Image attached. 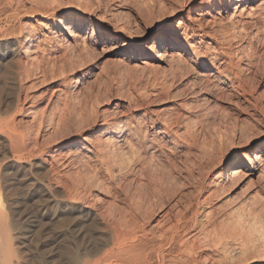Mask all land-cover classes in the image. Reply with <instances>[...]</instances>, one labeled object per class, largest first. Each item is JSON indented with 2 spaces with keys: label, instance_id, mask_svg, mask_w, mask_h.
Returning a JSON list of instances; mask_svg holds the SVG:
<instances>
[{
  "label": "rangeland",
  "instance_id": "rangeland-1",
  "mask_svg": "<svg viewBox=\"0 0 264 264\" xmlns=\"http://www.w3.org/2000/svg\"><path fill=\"white\" fill-rule=\"evenodd\" d=\"M2 1V4L0 3V30L2 29L0 31V38L1 36L6 38L17 35L19 32H22V27L25 23L28 24L29 28L31 27L30 31L34 29L36 31L38 29L46 31L50 25L48 19L51 14L76 12L80 16L95 19L97 23L111 28L112 31L115 28H119V34L132 39L156 23H162L165 19L184 12L185 7L189 4V0H12L11 2L10 0H6V3ZM201 1L199 0V2ZM80 2L88 3L90 6H81L78 4ZM185 15L187 17V13ZM43 17L47 19L43 21ZM213 17L214 19H210L211 23L206 24L209 26L203 23L201 15L197 14L196 17H193L197 21L192 20L199 32L201 30L203 33L205 32L207 37L205 35V37L201 36L202 33L200 32L199 39L209 42L203 44V48L206 53L210 52L208 55L212 59L213 64H215V67H213L214 65L207 64V70L203 72L195 71L182 60L178 62L177 59H171L163 63L156 57L153 60H139L138 64L133 65L129 61L130 59H125L121 56L102 58L97 56L96 50L87 44L84 37H81L79 44L81 43L82 46L81 44H77L79 47L76 45V48L72 43L70 46L62 47L61 49L51 43H46L48 48L45 44L46 49H44L45 45L42 48V53L44 54H40L39 56L42 55L40 58L38 56V62L40 61V64L38 63L40 65L39 69L36 67L32 69L36 72L30 69L28 73L22 76L20 81L15 76L17 81H14L13 76H11L9 80L12 79L13 81L11 80L10 82L5 77L4 71L0 73V98L5 100L10 94H14L15 96L11 95L12 98L18 99L19 103L16 104L19 107L18 109L21 106L22 110L16 114V121H19L18 123L21 122V124H18L21 127L25 124L23 132L32 133L35 129H31V127L37 126L36 123L32 125L28 123H31V119L30 114L24 112L26 108H30L32 111L36 110L37 114L41 113L38 115L40 117L44 116L42 117L41 126L45 130V136L42 137L44 140L41 138L42 134L37 131V128L33 134H39L33 136L38 144H40V141H43L44 146L42 143L41 145L42 148L44 147L42 150L44 152L40 153L41 157L48 156L43 154L48 153L49 155L59 157L60 160H57L55 157V159H52L51 155V157H46L47 168L40 176L49 172V176L47 174H44V176L47 175L49 179L52 176L51 182L54 183L55 177L58 176L57 174L63 176L65 171V173L72 171L71 174L75 173L76 170L78 172L82 171L78 174L80 176L88 172V176L93 173L90 176L93 179V190L96 194L95 198L99 197L96 199V202L98 206H103L105 203V210L107 206L109 207L106 212L109 216L106 215L109 217L110 222L116 221L120 215L126 216L125 214H127V216H130V214L132 215L135 212L133 215L135 216L137 225L140 224L141 228L144 226V234L147 235H150V233L159 234L163 230L168 231L171 226L173 227L178 223L179 228L177 233L179 235L177 234L176 241H174V244L172 243V245L170 244L167 245L168 247H165L168 252L174 251V254H178L184 250V242L189 241L188 244L190 246H192L191 243L198 246L199 243L200 245L204 242L206 244L207 241L209 245L210 239L214 238L212 221L218 219L220 216L218 214H221L219 212L225 211L232 200V204L237 201H247L246 203L249 205L255 201L260 202V199L263 198L261 200L264 203L263 169L261 170L262 172H256L252 176L246 173L232 181H223L221 178L219 179V185L215 183L208 184L214 173L217 172L216 170L220 167L221 158L227 155L233 142L239 144L247 138L260 135L261 131L264 130V35H261L264 34V30H261L263 27L261 24L264 22L260 21L257 26H241V24L236 23L233 25L231 22L222 21L219 15H214ZM192 21L190 20L191 23ZM198 25H200V28H198ZM202 25L203 28L201 27ZM259 28L262 33L259 32ZM221 29L223 32H221ZM256 33L260 36L256 35ZM250 35L253 37H249ZM254 35L256 36L254 37ZM207 45H212L210 46V50L207 49ZM69 47L71 48L69 49ZM145 61L147 64L143 65L142 63ZM178 64L183 66L179 67ZM18 70L20 71L21 68L19 67ZM5 82L9 84L8 87L10 88L6 87ZM12 82L13 86L14 82L16 85L12 87L13 90L11 89ZM74 86L77 89L73 90ZM62 90L64 91L60 95L59 92ZM67 92L71 96L78 92L79 96H74L83 102H79L76 111L83 118L81 119L80 117L81 121L79 120L78 124L71 125L70 129L64 131L57 130L58 132H55L54 123L47 125V121L45 120L46 114L50 110L55 113L56 109L60 108V102L58 101V103L55 100L58 96L57 94L61 97L63 94L64 96L66 94L69 95ZM89 96L92 99L89 100ZM84 99L88 102H85ZM87 108L89 109L86 110ZM59 112L60 109L56 111L54 117H57ZM56 117L55 120L57 119ZM116 119H121L125 123L127 120V127L132 126L128 128L131 131L130 140L133 143V147L136 148L137 145L141 144L139 148L135 149L137 151L134 152L133 150V152H129V154L132 153L130 154L131 156L129 154L127 155L128 158L125 156L127 159L132 157L129 159L130 161L123 159L124 157L121 159L122 167L125 166L123 162L128 165L125 167L124 172L121 171L119 174L116 172L118 171L117 167L115 166L114 168L113 165H110L108 167L113 171L110 170L113 174L110 172L111 176L109 177L110 174L104 169L105 165L101 164L98 158H96L97 160L94 159L95 157L86 151L87 148L83 152L84 155L81 153L85 157L87 155V159H77L78 164L75 162L72 166H70V162L68 163L69 160L67 158L76 154L80 155V153L73 152L74 154L69 153L68 155L65 152L64 154L63 151L56 153L60 154L61 157L53 153V150L57 146L67 142L70 138L83 136V133L85 134L88 130L85 124L91 123V129L94 130L102 122L103 124H109L111 120ZM84 120L89 123H86ZM157 125L163 129V132L159 135L171 136L184 147V151L177 152L174 148H169L163 139L157 138L156 135L150 136L149 133ZM134 128L135 130H133ZM71 131L72 133H70ZM47 134L49 135L48 138ZM34 137H31V140H34ZM137 137H139L137 140L134 139ZM143 137L146 138L144 141L149 140L148 143L153 144L151 150L143 147ZM135 142H138L137 145ZM207 144L209 145L207 147L210 149L207 148L206 155L210 156L209 158L206 155L203 157L200 156V153L198 154L200 152L198 148L201 145ZM140 148L142 150H139ZM146 152L151 153L149 155ZM141 156L144 158V161H142ZM91 158L94 161H91ZM146 158H148V161ZM125 160L127 161L125 162ZM83 162H86V164ZM87 162L90 164L88 163L87 165ZM147 162H150L151 165L147 166ZM81 163L87 166L85 168L88 171L84 170V165H81ZM143 164H145L146 168L143 167ZM141 167L144 171L140 170ZM104 172L107 174H104ZM54 174L56 175L53 176ZM107 175L109 178L112 177L111 179L115 178L110 180ZM132 178L133 182L131 181ZM148 180H150L149 183ZM140 182L141 184L139 185ZM150 185L151 187H149ZM257 195L260 198L259 200L257 199ZM105 197L106 199H104ZM234 198L237 199L234 200ZM249 198L254 200L252 201L251 199L250 203L248 201L250 200ZM102 200L104 201L102 202ZM109 200L110 202H108ZM226 201L227 203L225 204ZM210 212H212L211 217ZM115 218L116 220H114ZM208 222L211 224H208ZM183 225L185 226L183 227ZM198 229L202 231L200 230L198 231L200 233H198ZM195 233L198 236H195ZM204 234H206L205 237ZM191 235L193 238H191ZM198 237H200L201 241H199ZM196 238L199 241L198 244ZM198 248L196 247L195 251L197 252L194 251V256L203 257L201 261L205 259L206 262L207 260L206 264H221V262L223 264H237L238 261L249 262V260L251 261L255 257L254 254H249L250 252L247 251L244 255L242 254L244 257L242 255L237 256V254L234 256V254L230 261L226 262L218 259L221 261L218 263V260L213 262L216 259V255H214L212 249ZM211 255L213 256L211 257Z\"/></svg>",
  "mask_w": 264,
  "mask_h": 264
},
{
  "label": "bare ground",
  "instance_id": "bare-ground-1",
  "mask_svg": "<svg viewBox=\"0 0 264 264\" xmlns=\"http://www.w3.org/2000/svg\"><path fill=\"white\" fill-rule=\"evenodd\" d=\"M3 1L5 2L6 0H3ZM7 1H9V0H7ZM11 1L12 0H10V2ZM0 3H1V0H0ZM199 3H200V5L209 4V3H211V0H202ZM217 3H221V7L223 8V10H221L220 8H217V9H215V14H213L211 11H205L204 13H198V15L202 16V20H203V23H205V25L209 24L210 19H214V17H213L214 15H219V17H221L222 21L231 22L233 25L237 23V24H241V26L242 25H249V26H255L256 25L257 26V24H259L260 21L264 22V0H217ZM78 4L81 6H86V7L90 6L88 3L86 4L83 2H80ZM37 12H38V10H37ZM58 16L61 17V19H57ZM205 17H207V18H205ZM7 18H9V17H7ZM187 18L191 21L195 20L193 17L190 16V14H187ZM42 19L44 21L47 18L43 17ZM62 19H63L62 14L53 13L50 15V17L48 19L50 21V25L46 31L39 30L38 28H37L38 31H36L35 29L30 31L31 27L29 28L28 24L25 23L24 26L22 27V32H19L17 35H14L12 37L8 36L6 38H3L4 36L3 37L1 36L0 44L7 45L9 42H13L14 47L10 49L12 55L9 57V59L7 61L3 62L2 65H0V73H1V71H4L5 77L7 78L8 81L11 82L12 79L9 80V78H11V76H13L14 81L16 80L15 77L17 79H19V81H20L22 76L24 74L28 73V71L30 69L31 70L35 69V67L39 69L40 65H38V63L40 64V61L38 62V59L42 56V55L41 56H39V55L44 54V53H42L43 52L42 48H44V45L46 43H51L55 47H59L60 49L62 47H68L72 43L75 45V48H76V45L79 44V42H81L80 41L81 37H78L76 34H74L72 32H68V36L64 37L63 35H61L59 32L56 31V26L62 24ZM195 21H197V20H195ZM211 21H214V20H211ZM192 23H193V21H192ZM263 24H261V26H263L261 28V30H264ZM206 26H209V25H206ZM206 26H204V27H206ZM201 27L203 28V25ZM198 28H200V25H198ZM250 28H252V27H250ZM199 30H201V29H199ZM65 31H67V30H65ZM119 31H120L119 28L113 29V32H115V33H118ZM200 32L202 33L201 36H204V35L206 36L205 32L203 33L202 30ZM221 32H223V30ZM259 32L262 33L260 31V28H259ZM256 35H258V33H256ZM256 35H254V37ZM261 35H264V34H261ZM37 36H39V39H36ZM258 36H260V35H258ZM212 37L215 38L216 36H212ZM249 37H253V36L250 35ZM82 43H83V41H82ZM40 44H42V45H40ZM46 45H45L44 49H46ZM81 46H82V44H81ZM210 46H212V45H209V46L207 45L208 50L211 49ZM77 47H79V46L77 45ZM47 48H48V45H47ZM70 48L71 47H69V49ZM66 50H67V48H66ZM46 52H47V50H46ZM38 56H39V58H38ZM43 57H44V55H43ZM157 58L159 59V61H161L163 63L168 61V60H171V59H177L178 62H181L180 60H182L181 58L174 57V56H167V57L158 56ZM177 60H175L176 63H178ZM211 60L212 59L209 57L207 64H211L212 66L214 65L213 67H215V64H213V62ZM129 61L133 65L138 64L137 63L138 61H136V60L130 59ZM44 62H45V60H44ZM21 64H22V66H20ZM142 64L146 65L147 63L145 61ZM178 66L181 67L183 65L180 66L178 64ZM19 67L21 68L20 71L18 70ZM42 69H43V67H42ZM16 70H18V71H16ZM54 71H55V69H54ZM219 71H220V69H219ZM57 74H58V71H57ZM77 81H78V79H77ZM5 84H6V87H8L9 84L6 82H5ZM76 85H77V83H76ZM14 86H16L15 82H14ZM14 86H13V82H12L11 89ZM8 88H10V87H8ZM74 89H77L76 86H74L73 90ZM64 90L60 91L59 94L61 92H63ZM73 90H72V93H73ZM79 90H81V89H79ZM8 92H9V90H8ZM78 92H77V94L74 93V95L79 96ZM83 93H85V92H83ZM15 94H17V93H15ZM59 94H57L58 96L55 99V100H57V102L58 101L60 102V105H59L60 112H59V114H57V117L55 116L57 118L56 119L57 121L55 120L54 115H56L55 113L57 110L59 111L58 108L56 109V111L54 110L55 113L50 110L46 114V119H45L47 121V125H51L54 123L55 132L57 130H59V131L68 130V129H70L71 125L73 126V124H76V123L78 124L81 121L80 120L81 114L80 115L77 114L78 112L76 111V108L79 106V102H81V99L79 100L74 95L71 96L69 93L68 94L70 96L67 94L64 96V94H63L61 97H59ZM90 94H92V93H90ZM11 95L12 94H10V96ZM10 96L6 97L5 100L0 98V139H2L4 141V143H0V261H3L5 259L4 254L6 253L9 245H11L12 247H16V249H17V251H16L17 259L15 261V264H61L62 259L66 258L67 253H72L73 255H79V258H80L82 264H206L207 260H206V262H205V259L203 261H201V259L203 257L201 258L198 256H194L195 252H197V251H195L196 247L197 248L202 247V249L204 247L206 249L207 248L210 250L212 249L214 255H216L215 256L216 259H214L215 261H213V262H216V260H218V259H221L222 261L227 262L233 258L234 254H235L234 256H236V254H237V256L238 255L241 256L242 254L244 255V253L245 252L247 253V251H248V252H250L249 254H251V253H252V255L254 254V256L256 258L254 257V259H251V261L248 259L249 262H245V261L239 262L238 261L237 264H264V261H261V259H260L262 256H264V203L261 200L263 198L260 199V198H258V195H257V199L258 200L260 199V202L255 201L249 205L246 203L247 201L246 202L245 201H237L236 203L232 204V202H233V200H232V202L230 201L231 202L230 205H228L229 203L227 204L228 205L227 209H226V207H224L226 210L222 209L225 211H222V212L217 211V212L221 213V214H218V215H220L218 217V219L212 221V224L208 222V224H211L213 226V235H214V238L212 237V239H210V241L208 240L209 245H208V242L206 240H205L206 244H204L205 242L204 243L202 242L203 244L200 245L199 241H201V240L199 239L200 237H198L199 241H197L198 239L196 238L197 244L199 243L198 246L196 244L194 245L193 243H191L192 246H190V244H188L189 241L184 242V243L182 242L183 246H184L183 247L184 250H182V252L178 251L179 252L178 254H174V251L168 252L165 249V247L167 245H170V244L172 245V243L174 244V241H176V236L178 234L177 230L179 228V225H177L178 223L177 224L174 223L175 226H173V227L171 226V228L168 231L163 230V232H161L159 234H154V233L153 234L150 233V235L144 234L145 233L144 229H143L144 226H143V228H141L142 226L140 224L137 225V223H136L137 221H135L136 219H135V216L133 215V214H135V212L134 213L130 212V213H132V215L130 214V216H127V214H125L127 217L124 215L123 216L120 215L117 218V220H116V218L114 219L116 221L110 222L109 217H108L109 215H108V213H106L109 207L107 206V209L105 210V208H106L105 203L103 204V206L102 205L98 206V204L96 202V199H98L99 197L95 198L96 194L94 193V190H93L94 185H92L93 179L90 177V176H92L93 173L90 174L89 176H88L89 172L86 174L82 173L83 175L81 174L82 176H80L78 174H80L82 171L78 172V170H76L75 173L73 172V174H71L72 171L70 173L67 171L69 174L65 173L66 172L65 171L63 173V176L57 174L58 176L55 177L54 183L51 182L52 176L50 175L51 176L50 179L48 177L49 176L48 170H47L48 173H44V174H47L48 176L47 175L44 176V174H42V176H40L41 173H43V171H46V168H47L46 157L51 155V154L49 155L48 153H43V154H46L48 156L41 157L40 153L44 152V151H42L44 147L42 148V145H41V143L43 141H40V144H38V142L36 141V139L34 137V136H37L39 133L42 134L41 138L45 136L44 135L45 130H43V128L41 127L42 126V120H43L42 117H44V116L40 117L38 115H40L41 113L37 114L38 112H36V110L32 111V109L26 108L24 110V112H28L30 114V119H31V123L30 122H28V123L30 125L36 123V125H37V126L35 125L36 127L32 126L33 128L31 127V129H35V131H36V128H37V131L39 133L37 134V132H36L37 135H34L33 134L35 132L34 130H33L34 132H32V133L23 132L25 124L22 125V127H21L18 125V124H21V122L18 123L19 121H16V114H18L22 110V107L20 106V109H18L19 107L16 104V103H19L18 99L17 98L13 99L12 96L11 97ZM85 96H86V94H85ZM88 99L90 100L92 98H90V96H89ZM87 100H85V102ZM48 101H50V100L48 99ZM94 102H95V100H94ZM86 104H88V103H86ZM37 108H38V106H37ZM17 109H18V111H16ZM51 109H53V108H51ZM84 109H85V107H84ZM88 109L89 108H87L86 110H88ZM83 116H86V115H83ZM89 116H91V115H89ZM82 118L83 117H81V119ZM88 118H87V120H88ZM85 120H86V118H85ZM20 121H22V120L20 119ZM28 121H30V120H28ZM55 121H56V123H55ZM118 121H123V120H121V119H116L113 121L111 120V122L109 124H103V122H102V124L98 125L94 130L91 129V125H90L91 123L85 124L88 127V128H86L88 130L85 133L93 132L97 128L104 129V132H99L91 138H85L83 140V144L87 145L86 151L91 156H94L95 157L94 159L98 158V160L101 161V164L105 165L104 169L106 170L107 173L110 174V175L108 174L109 177L111 176V173L113 172L109 168L110 165L111 166L113 165L114 168L116 166L118 169V171H116V172H118L119 174L121 173V171L124 172L125 167L128 165H126V163L123 162V165L125 164V166L122 167L121 159L123 157H124L123 159H127L128 158L127 155L129 154V152H133V150H134V152L137 151L135 149L137 147L139 148V146L141 145L139 143L140 145L138 146L137 145L138 142L137 143L135 142L137 147L136 148L133 147V143H131L132 141L130 140V132L131 131L129 130L130 128H128V127H132V126L127 127V125H126L127 120H126V123H125V121H123V123H118ZM22 122L24 123V121H22ZM85 122L89 123L87 121H85ZM128 123H130V122H128ZM47 130H49V129H47ZM133 130H135V128ZM70 133H72V131ZM108 133H110V134H108ZM49 134H51V133H49ZM83 135H84V133H83ZM48 136L49 135L47 134V138H48ZM31 137L32 138L34 137V140H31ZM58 138H60V137H58ZM138 138L139 137L134 138V139L137 140ZM145 139L146 138H144L143 141ZM136 140H134V141H136ZM47 141H49V140H47ZM209 142H208V144H209ZM4 144L7 145L6 149L4 147ZM149 144H150V142H149ZM204 144H206V143L204 142ZM208 144L207 145H201L200 148L197 147L198 151H200V152H198V154L200 153V156L204 157L207 154V151H208L207 146H209ZM142 145H143V143H142ZM43 146H44V144H43ZM142 148H140L139 150H142ZM58 149H59V146H57L53 150V153H55V154L59 153L60 150H58ZM208 149H210V148H208ZM150 153H147V154L150 155ZM68 154L69 153H67V155ZM130 154H132V153H130ZM56 155L60 156V154H56ZM83 155H81V153H80V155L76 154L75 156L72 155L71 157H68L67 159L69 160L68 163L70 162V166H72L75 162H77L78 161L77 159H79V160L85 159L86 160L87 155H86V157ZM144 155H146V154L144 153ZM9 156H11V160L8 159ZM51 156L53 157L52 159H55V158L57 160L59 159V157H56L55 155L54 156L51 155ZM125 156L127 158H125ZM196 156L198 157V155H196ZM88 158H90V157H88ZM131 158H129V159H131ZM148 158H146L147 161H148ZM129 159H127V160H129ZM143 159L144 158L142 157V161H144ZM127 160H125V162ZM53 161H55V160H53ZM91 161H94V160L91 158ZM129 161H128V163H129ZM201 161H203V160H201ZM80 162H82V161H80ZM89 162H87V165ZM150 162L149 163L147 162L148 163L147 166L150 164ZM50 163H51V161H50ZM83 163H81V165L86 164V162L84 164ZM76 164H78V162ZM200 164H202V163H200ZM197 165H198V163H197ZM75 166H74V168H75ZM129 166H130V164H129ZM141 166H142V164H141ZM85 167H87V166L84 165V168ZM88 167H90V166H88ZM101 167H103V166L101 165ZM143 167L146 168L145 164H143ZM5 169H8V171L6 172ZM84 170H86V168ZM93 170H94V168H93ZM140 170H143L142 167ZM52 171H54V170H52ZM86 171H88V169ZM143 171H141V172H143ZM57 173H59V172H57ZM107 173L104 172V174H107ZM246 173L247 174L249 173V176H252L256 172L253 174L250 172H244V171L238 170V171L234 172L232 174L231 179L227 180V181H232L233 179L236 180L237 177H241V176L245 175ZM21 174H22V178L20 180H17L16 177L18 175H21ZM142 174H144V173H142ZM55 175L56 174H54L53 176H55ZM108 175H107V177H108ZM143 176L145 177V175H143ZM98 177H99V174H98ZM111 178H109V179L113 180L115 177L113 179H111ZM129 178H131V177H129ZM219 179H221V174H219L218 172H215L214 175L212 176V178L209 180L210 182L208 184L215 183L216 185H219ZM27 181H31L33 183H28ZM53 181H54V177H53ZM131 181L133 182V178L131 179ZM142 181H144V180H142ZM149 181L150 180H148V183H149ZM223 181H225V180L223 179ZM119 184H120V182H119ZM126 184H127V182H126ZM134 184H135V182H134ZM140 184H141V182L139 183V185ZM158 186H159V184H158ZM96 187H97V185H96ZM149 187H151V185ZM218 190H219V188H218ZM61 197H62V199H61ZM185 198L187 199V197H185ZM231 198H230V200H231ZM104 199H106V197ZM236 199L234 198V200H236ZM251 199L248 201L250 202ZM255 199H256V197H255ZM181 200H183V199H181ZM253 200L254 199H252V201ZM103 201L104 200H102V202ZM261 201L263 204L261 203ZM108 202H110V200ZM226 203H227V201L225 202V204ZM62 204H66V205H69L72 207H81L85 211L91 212L92 218L89 219L88 217H77L75 224H73L75 231L72 232V231H68L67 229H64V232L66 234H61V230H60V228L57 227V225L63 226L65 224V221L63 219H60V220L56 221V224H53V219L55 218L56 211L58 210L59 206ZM49 205H52V207H49ZM107 205H108V203H107ZM221 205H223V204L221 203ZM221 205H220V208H221ZM132 207H134V206H132ZM134 208H133V210H134ZM129 210H131V209H129ZM135 210L137 211V209H135ZM218 210H221V209H218ZM211 214H212V212H210V217L212 216ZM118 215H119V213H118ZM140 215H141V213H140ZM207 215H208V213H207ZM142 219H144V218H142ZM185 223H187V222H185ZM142 224H143V222H142ZM179 224H181V223H179ZM76 225H78V227ZM184 226L185 225H183V227ZM180 228H182V227H180ZM104 229H107V231H105ZM200 230L201 229H198L197 232ZM198 233H200V232H198ZM205 235L206 234H204V237H205ZM195 236H198V235L195 233ZM106 237L111 240V246L104 248L103 250H100L101 246L105 243ZM191 238H193L192 235H191ZM206 238H208V237H206ZM180 241H182V239H180ZM193 242H194V240H193ZM178 246H179V244H178ZM73 248L78 249V252H73ZM180 249H181V247H180ZM198 249H201V248H198ZM210 250H209V252H210ZM97 253H99V254L97 255ZM213 253H211V254H213ZM212 256L213 255H211V257ZM236 258H238V257H236ZM219 262H221V261L218 260V263ZM221 264H223V263L221 262Z\"/></svg>",
  "mask_w": 264,
  "mask_h": 264
},
{
  "label": "snow or ice",
  "instance_id": "snow-or-ice-1",
  "mask_svg": "<svg viewBox=\"0 0 264 264\" xmlns=\"http://www.w3.org/2000/svg\"><path fill=\"white\" fill-rule=\"evenodd\" d=\"M217 8L223 10L221 3H217V0H211V3L204 5H200L199 0H195V2L189 0L184 12L165 19L162 23H156L132 39L115 33L111 28L97 23L95 19L80 16L76 12L63 13L62 24L56 26V31L64 37L68 36V32H72L78 37H84L87 44L96 50V55L102 58L121 56L125 59L139 61L153 60L158 56H174L181 58L191 69L203 72L207 70L209 58L208 53L203 48V44L209 42L199 39L200 32L185 14H190L191 17H196L198 13H204L205 11H211L215 14V9ZM57 19H61V17L58 16ZM36 39H39V36ZM13 47V42H9L7 45L0 44V65L12 55L10 49ZM118 123H123V121H118ZM99 132H104V129L97 128L95 131L85 133L83 136L70 138L67 142L62 143L58 150L65 153H83L87 148V145L83 144V140L91 138ZM162 132L163 129L157 125L149 135H156L157 138L163 139L169 148H174L177 152L184 151V147L171 136L159 135ZM0 143H4V141L0 139ZM143 143L145 148L151 150L152 145L148 141ZM4 147L6 149L7 145L4 144ZM8 159L11 160V156ZM262 169H264V130L261 131L260 135H254L239 144L233 142L227 155L221 158L220 167L216 171L221 174L222 179L227 181L238 170L254 174ZM5 171L7 172L8 169H5ZM21 178L22 174L16 177L17 180ZM27 182L30 183L31 181ZM49 207H52V205H49ZM77 217H88L91 219L92 213L85 211L81 207L62 204L56 211L53 224H56L57 220L63 219L65 224L63 226L57 225L61 230V234H66L64 229L74 232L73 224H75ZM76 226L78 227V225ZM104 230L107 231V229ZM110 246L111 240L106 237L105 243L100 250ZM16 251V247L9 245L4 254L5 259L0 261V264H15L17 259ZM73 252H78V249L73 248ZM260 259L264 261V256ZM61 264H82V262L79 255L67 253Z\"/></svg>",
  "mask_w": 264,
  "mask_h": 264
}]
</instances>
